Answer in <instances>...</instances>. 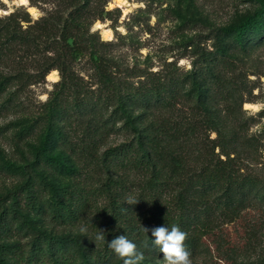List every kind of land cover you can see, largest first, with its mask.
I'll use <instances>...</instances> for the list:
<instances>
[{"label": "trees", "instance_id": "1", "mask_svg": "<svg viewBox=\"0 0 264 264\" xmlns=\"http://www.w3.org/2000/svg\"><path fill=\"white\" fill-rule=\"evenodd\" d=\"M65 1V13H49L25 27L18 23L15 12L0 18V94L13 87L4 98L6 105L18 106V92L34 76H44L50 69L59 74L55 91L18 132L23 138L37 124L44 127L43 141L34 151L23 181L0 198V264H122L106 245L97 241L96 245L82 246L78 236L35 231L28 242L10 241L20 230L29 228L28 216L44 207L54 226L75 225L90 211L96 194L106 200L99 209L107 213L103 229L106 241L126 235L143 253L141 264H153L146 258L160 253L151 232L145 233L142 227L177 225L188 234L185 244L194 253L217 217L230 219L264 202V182L240 167L238 155L248 139L236 132L223 137L209 111L199 104L191 106L197 118L162 117L142 126L135 122L138 116L127 114L126 107L170 109L179 87L193 80L209 81L217 91L227 92L222 55L229 50L243 51L264 38L260 19L264 0H257L259 8L253 13L216 29L214 51L200 53L184 74L145 75L136 84L121 76L115 63L89 38L86 0ZM22 13L28 19L27 13ZM76 58L89 63L96 87L85 86L74 73ZM28 66L34 72H29ZM212 95L206 89L203 98L209 100ZM199 97L196 92L201 101ZM200 127H204V134ZM119 128L127 129L129 138L99 151L109 134ZM211 131L212 138L208 137ZM52 140L82 164L81 169L71 171L74 184L79 186L56 188L51 200L45 202L49 184L40 175L48 167L56 170L59 164L57 156L49 154ZM92 176L104 179L94 187L85 186ZM126 185L135 187L131 200H137L136 204L128 203L126 195L132 191Z\"/></svg>", "mask_w": 264, "mask_h": 264}, {"label": "rangeland", "instance_id": "2", "mask_svg": "<svg viewBox=\"0 0 264 264\" xmlns=\"http://www.w3.org/2000/svg\"><path fill=\"white\" fill-rule=\"evenodd\" d=\"M125 1V5L116 6L114 0H86L89 11L86 25L89 38L115 63L121 76L133 84L143 80L145 75L184 74L200 53L214 51L216 43L213 34L216 29L236 23L259 8L257 0ZM27 3L24 6L19 0H0V18L15 12L18 23L25 27L49 13H65L67 5L65 0H27ZM260 19L264 22V16ZM106 30L109 36H106ZM222 58L224 66L221 73L228 80L224 88L227 92L217 91L209 81L193 80L179 87L177 100L170 109L157 107L144 110L127 106V114L138 116L135 122L142 126L162 117L197 118L191 106L199 104L209 111L223 137L236 132L243 140L248 139L238 155L241 170L264 182V38L243 51H226ZM72 69L85 86L96 87L85 58L74 59ZM27 70L34 72L31 66ZM58 79L56 69H50L44 76H34L31 83L18 92L19 104L16 107L4 102L13 87L0 94V198L23 181L33 153L43 141L44 127L40 124L26 137H19L18 132L29 124V120L52 95ZM206 89L212 91V99L203 98ZM196 92L201 101L196 99ZM116 125L119 126L120 122ZM71 126H75V122ZM199 129L204 134V127ZM208 134L210 138L214 136L213 131ZM129 136L127 129H114L100 145L99 151ZM51 145L49 154L57 156L59 164L56 170L48 167L40 175L49 184L43 197L45 202L51 200L54 189L75 185L71 171L82 164L78 157L69 154L54 140ZM103 179L96 180V176H92L91 182L85 183V186L94 187ZM125 187L132 191L126 195L131 200L136 193L135 187ZM105 202L103 195H94L90 211L73 226H54L49 221L48 209L41 208L38 214L28 216L31 220L29 228L20 230L10 241L28 242L35 231H41L55 236H78L82 246L96 245L97 230L106 227L107 213L99 211ZM72 249L78 251L75 247ZM262 259L264 264V202L253 204L230 219L217 217L203 243L191 254L192 264H251ZM145 261L165 264L162 253H155ZM107 264H115V261Z\"/></svg>", "mask_w": 264, "mask_h": 264}, {"label": "clouds", "instance_id": "3", "mask_svg": "<svg viewBox=\"0 0 264 264\" xmlns=\"http://www.w3.org/2000/svg\"><path fill=\"white\" fill-rule=\"evenodd\" d=\"M129 204H136L137 200H129ZM145 233L151 232L154 238L152 243L163 254L165 264H192L191 253L187 249L185 241L187 233L177 225L171 228L164 225L152 229L143 228ZM106 231L97 230L95 240L106 245L121 261L122 264H141L144 256L137 250V246L126 236L119 235L111 241H106Z\"/></svg>", "mask_w": 264, "mask_h": 264}, {"label": "bare ground", "instance_id": "4", "mask_svg": "<svg viewBox=\"0 0 264 264\" xmlns=\"http://www.w3.org/2000/svg\"><path fill=\"white\" fill-rule=\"evenodd\" d=\"M20 4L21 5H24V6H27V0H19ZM114 3L116 4V6H122V5H125L126 4V1L125 0H114ZM32 11V9H31ZM106 33V36H109V31L106 30L105 31Z\"/></svg>", "mask_w": 264, "mask_h": 264}]
</instances>
